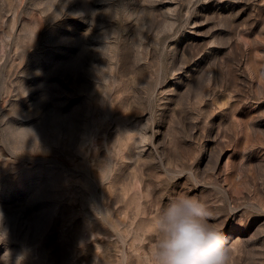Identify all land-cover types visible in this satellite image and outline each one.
Wrapping results in <instances>:
<instances>
[{
    "label": "rangeland",
    "instance_id": "rangeland-1",
    "mask_svg": "<svg viewBox=\"0 0 264 264\" xmlns=\"http://www.w3.org/2000/svg\"><path fill=\"white\" fill-rule=\"evenodd\" d=\"M180 194L264 264V0H0V264H153Z\"/></svg>",
    "mask_w": 264,
    "mask_h": 264
},
{
    "label": "clouds",
    "instance_id": "clouds-1",
    "mask_svg": "<svg viewBox=\"0 0 264 264\" xmlns=\"http://www.w3.org/2000/svg\"><path fill=\"white\" fill-rule=\"evenodd\" d=\"M210 216L196 197H173L155 219L153 264H227L224 237Z\"/></svg>",
    "mask_w": 264,
    "mask_h": 264
}]
</instances>
